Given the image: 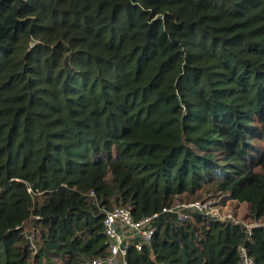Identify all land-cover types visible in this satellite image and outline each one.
Masks as SVG:
<instances>
[{
	"label": "trees",
	"instance_id": "trees-1",
	"mask_svg": "<svg viewBox=\"0 0 264 264\" xmlns=\"http://www.w3.org/2000/svg\"><path fill=\"white\" fill-rule=\"evenodd\" d=\"M201 190L264 221V0H0V264H88L103 210ZM191 216L126 263L264 264L263 227Z\"/></svg>",
	"mask_w": 264,
	"mask_h": 264
},
{
	"label": "built area",
	"instance_id": "built-area-1",
	"mask_svg": "<svg viewBox=\"0 0 264 264\" xmlns=\"http://www.w3.org/2000/svg\"><path fill=\"white\" fill-rule=\"evenodd\" d=\"M30 190V189H28ZM93 196L91 190L88 194ZM236 202L225 196L222 192L217 195H205L193 200H178L169 206H163L160 210L139 218L132 216L130 205H116L112 209L103 210L102 219L104 234L107 237V255L94 257L88 264H127L125 257L131 246L141 250L148 245L156 231L157 219L161 214L171 213L175 215V220L184 222L191 219L194 212H198L212 220H220L243 225L248 234L253 228L249 225H257L264 228V221H246L237 218L235 211H232L230 203ZM31 240V247L35 249L33 243V232L25 234ZM240 264H255L253 257L248 253L244 244L238 246Z\"/></svg>",
	"mask_w": 264,
	"mask_h": 264
},
{
	"label": "rangeland",
	"instance_id": "rangeland-1",
	"mask_svg": "<svg viewBox=\"0 0 264 264\" xmlns=\"http://www.w3.org/2000/svg\"><path fill=\"white\" fill-rule=\"evenodd\" d=\"M204 188H206L207 190H209L210 189V187H208L207 185L204 187ZM202 190H205V189H202ZM198 191V196L200 195L201 197H203V196H205V195H208V194H210V195H215L216 193H220L221 191H216V192H214V193H212V192H209V191ZM230 206H231V208L230 209H232V211H235V215L237 216V218H239V219H242V220H246L247 221V214H248V212H247V210H248V205L247 204H242V203H237V202H231L230 203ZM29 227L28 226H26L25 227V230H27ZM117 264H122L121 263V261H119Z\"/></svg>",
	"mask_w": 264,
	"mask_h": 264
},
{
	"label": "water",
	"instance_id": "water-1",
	"mask_svg": "<svg viewBox=\"0 0 264 264\" xmlns=\"http://www.w3.org/2000/svg\"><path fill=\"white\" fill-rule=\"evenodd\" d=\"M256 227H257V225H254V224L249 225V228H256Z\"/></svg>",
	"mask_w": 264,
	"mask_h": 264
}]
</instances>
